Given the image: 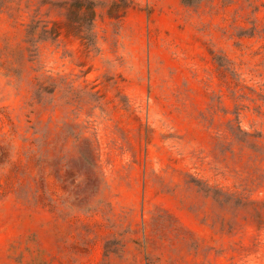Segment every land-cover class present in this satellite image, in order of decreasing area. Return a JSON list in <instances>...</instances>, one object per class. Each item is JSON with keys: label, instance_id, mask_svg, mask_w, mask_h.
I'll return each mask as SVG.
<instances>
[{"label": "rangeland", "instance_id": "374dc122", "mask_svg": "<svg viewBox=\"0 0 264 264\" xmlns=\"http://www.w3.org/2000/svg\"><path fill=\"white\" fill-rule=\"evenodd\" d=\"M0 264H264V0H0Z\"/></svg>", "mask_w": 264, "mask_h": 264}]
</instances>
